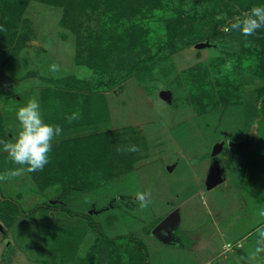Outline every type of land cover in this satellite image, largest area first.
<instances>
[{
  "label": "rangeland",
  "instance_id": "obj_1",
  "mask_svg": "<svg viewBox=\"0 0 264 264\" xmlns=\"http://www.w3.org/2000/svg\"><path fill=\"white\" fill-rule=\"evenodd\" d=\"M106 1L95 12H106ZM129 1L120 14L134 10ZM131 1L152 29L181 14L173 21L185 22L179 32H194L190 41L196 42L165 48L166 75L106 89V99L89 101V113L77 108L83 102L77 99L68 113L62 102L57 110L49 99L43 104L45 78H83L89 71L76 64V35L60 25L62 8L30 0L22 20L34 34L20 52L0 44V140L18 136L16 112L33 97L45 122L62 128L42 171L0 181V193L10 198L0 196V264H264L248 255L264 228V59L257 58L256 74L244 79L239 98L232 90L227 103L223 89L218 99L222 73L215 65L240 53L239 36L226 29L249 11H229L250 0ZM11 2L0 0L7 7ZM105 27L100 34L110 33ZM0 35L3 43L12 37L9 29ZM146 56L123 53L120 66L129 69ZM53 63L59 71L50 70ZM224 63L233 80L232 66ZM203 73L209 78L194 88L190 82L203 80ZM203 93L212 97L204 111ZM73 113L79 119L68 122ZM218 141L226 142L224 149L212 155ZM131 145L139 150L128 151ZM18 167L0 145V173ZM212 174L221 179L214 186ZM148 190L151 203L141 208L136 194Z\"/></svg>",
  "mask_w": 264,
  "mask_h": 264
},
{
  "label": "trees",
  "instance_id": "obj_2",
  "mask_svg": "<svg viewBox=\"0 0 264 264\" xmlns=\"http://www.w3.org/2000/svg\"><path fill=\"white\" fill-rule=\"evenodd\" d=\"M38 1L43 2V4L53 5L54 7H60L63 9L60 25L67 30H71L72 33L76 35L74 46L76 64L80 65V67H86L89 71L88 73H83L85 76L90 77L85 78L84 76L83 78H79L76 74H68L64 75V77L60 79H54L53 77L45 78L50 81V85L40 87L42 94L41 96L43 97V104L45 106H48L46 101L47 99L50 100L49 105L51 102L55 103V106L50 105L51 109L53 110H57L60 104H58V102H62L63 104L69 105L67 107L68 113L73 109V107H75L74 102L77 100H82V104L76 102V105H79L77 108L80 109L82 113H89L88 110L91 104L89 101L95 98L106 99L108 96L106 93L107 91H105L106 89H111L113 86H117L122 83L126 84L132 80L136 81L137 83H143V81L145 82V80L148 78L156 79L162 78L163 75H166L168 70L165 68V64L162 62L163 54H166L165 48H174L176 43L181 41L186 45L196 42V39H192L190 41V34L194 32H188V34L179 32L183 24L185 25V22H182L181 19L175 20V22L173 21L175 18L181 16V14L175 17H167V22L164 26H156V29H152L149 27V25L143 24L141 22L139 15H141L140 12L142 8L136 6L135 8L134 5L137 3L132 2L131 0L128 4H130V7L133 5L132 9L135 11L133 10L130 13L129 9L126 15L120 14V12L122 13L120 7L123 4H127V0ZM105 1L107 5V11L103 12L102 10L100 11L101 13L95 12L100 7H102L101 4L105 3ZM195 1L198 2L200 0ZM29 2L30 0H12L8 7L3 6L0 3V10H2L3 7H7L5 10L3 9L0 14V27H3L6 29V31L9 29V32L12 33V37L7 38L10 40L4 41V43L1 41V45H17L20 52L24 46V43L32 36V34H34L32 33L33 30H31L33 26L28 24V20H22V15L25 10L24 8L29 4ZM236 4L239 7L237 6L235 8L236 5L232 7L233 10L229 11L231 16H234L237 12L241 13L243 10L250 12L253 6H264V0H260L258 2L256 1V3L250 0L245 8L241 7L238 2H236ZM83 16H85L84 20ZM120 19H123V22H120ZM86 21H90V24L87 26L85 25ZM92 21L94 24H91ZM220 22L224 23V20H220ZM122 23H126L127 26L122 27ZM196 24L201 25L200 23ZM105 26H109L108 28L111 29V31L107 35H102L100 33L106 29ZM119 29H121V31H119ZM6 31H3V33ZM218 32L219 31L216 29V27H214L212 33ZM229 33L239 36L240 43L243 44V46L239 47L241 54L238 53L234 54L233 56L231 53H228L227 57H222L223 64H215L218 71L222 73L217 78L216 82L219 86L217 92L219 93L218 99L220 100L221 94H229L225 100H222L225 103L230 101L229 97L232 90L235 94L232 98H239L241 88H246L244 79L248 76L251 77V73L256 74L255 63H260L258 62L257 58L264 59V27L257 30L256 34L252 36H243L239 31L232 30ZM198 34H202L201 29ZM185 35L188 37L186 38ZM1 37L2 35H0V38ZM66 37L67 36H65V38ZM102 39L103 41H101ZM154 47H156L155 52H153ZM137 50H142V52L145 51L147 56L141 61H137V65L131 66L129 69L127 68L125 70L124 67H121L120 58L122 57V54ZM173 50L174 49L170 50L168 54L173 52ZM244 50H247V52H244L243 55L242 52ZM13 54L14 53L11 55ZM233 57H235L234 60H232ZM224 62L232 66L234 73L231 76L233 80H231L230 77L231 71L227 69L229 66H225ZM242 64L245 65V67ZM200 65L201 64H197L194 66V68L199 67ZM142 66L145 67L142 68ZM223 67L225 70H223ZM194 68L192 67L189 70ZM168 69L170 70V68ZM238 75L240 77H238ZM107 76V81H105V77ZM209 76V74H204L203 80L193 81L190 83L195 85L193 86L194 88H201L204 84L203 82H205V79L209 78ZM262 76H264V70L263 75H261L260 78ZM234 79H236L235 82ZM221 89L224 91L220 94ZM204 95L205 93L201 95V101H198L196 98L198 102L205 103L203 105L204 107L202 108V111L208 108L207 104L209 99L212 98L211 94L210 96L209 94L205 95V97ZM86 115L88 114H83L84 117ZM0 196L2 200H10V198L4 197L2 193H0ZM63 210L67 211L71 215H79V213L73 212L67 208H63ZM23 214L26 213L23 212Z\"/></svg>",
  "mask_w": 264,
  "mask_h": 264
},
{
  "label": "clouds",
  "instance_id": "obj_3",
  "mask_svg": "<svg viewBox=\"0 0 264 264\" xmlns=\"http://www.w3.org/2000/svg\"><path fill=\"white\" fill-rule=\"evenodd\" d=\"M262 27H264V6H253L249 13L232 21L226 30L239 31L243 36H252ZM0 31H6V29L0 27ZM59 69L58 64L53 63L50 66L53 72ZM16 119L20 125L18 136L14 138V141L0 140V145H3V151L8 153L12 163L20 167L6 169L0 173V181L11 180L25 173L42 171L44 166L50 162L49 154L52 151L53 142L62 134L60 125L45 122L40 102L36 97L30 98L24 106L17 110ZM66 119L72 122L79 119V114L73 113ZM127 150L134 152L139 149L131 145ZM151 195V190L136 194L141 208L148 207L151 203ZM257 235L259 239L256 247L248 254L249 258L255 262L258 259L264 260V256L261 255L264 254V228L258 229Z\"/></svg>",
  "mask_w": 264,
  "mask_h": 264
},
{
  "label": "water",
  "instance_id": "obj_4",
  "mask_svg": "<svg viewBox=\"0 0 264 264\" xmlns=\"http://www.w3.org/2000/svg\"><path fill=\"white\" fill-rule=\"evenodd\" d=\"M257 125L253 126L252 128V133L255 134V128H256ZM225 141H218L217 143H215L214 147H213V152H212V155H217L219 154L220 152H222V150L224 149V146H225ZM220 181V178L214 174L211 175V178H210V182H211V185L214 186L215 184L219 183ZM174 217L173 215L169 216L168 218H172Z\"/></svg>",
  "mask_w": 264,
  "mask_h": 264
},
{
  "label": "crops",
  "instance_id": "obj_5",
  "mask_svg": "<svg viewBox=\"0 0 264 264\" xmlns=\"http://www.w3.org/2000/svg\"><path fill=\"white\" fill-rule=\"evenodd\" d=\"M51 173H53V170L50 171ZM76 172H77V169H76ZM221 180V179H220ZM221 182V181H220Z\"/></svg>",
  "mask_w": 264,
  "mask_h": 264
}]
</instances>
